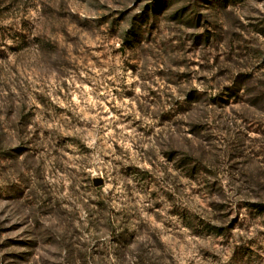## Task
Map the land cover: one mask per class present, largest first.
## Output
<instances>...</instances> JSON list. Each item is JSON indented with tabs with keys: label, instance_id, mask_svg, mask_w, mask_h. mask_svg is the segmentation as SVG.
<instances>
[{
	"label": "rangeland",
	"instance_id": "374dc122",
	"mask_svg": "<svg viewBox=\"0 0 264 264\" xmlns=\"http://www.w3.org/2000/svg\"><path fill=\"white\" fill-rule=\"evenodd\" d=\"M0 264H264V0H0Z\"/></svg>",
	"mask_w": 264,
	"mask_h": 264
},
{
	"label": "water",
	"instance_id": "95a60500",
	"mask_svg": "<svg viewBox=\"0 0 264 264\" xmlns=\"http://www.w3.org/2000/svg\"><path fill=\"white\" fill-rule=\"evenodd\" d=\"M105 183L104 178H95V185L96 186H101Z\"/></svg>",
	"mask_w": 264,
	"mask_h": 264
}]
</instances>
